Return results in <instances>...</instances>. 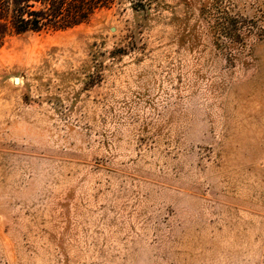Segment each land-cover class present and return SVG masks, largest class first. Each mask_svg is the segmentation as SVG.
Returning <instances> with one entry per match:
<instances>
[{"label":"rangeland","instance_id":"rangeland-1","mask_svg":"<svg viewBox=\"0 0 264 264\" xmlns=\"http://www.w3.org/2000/svg\"><path fill=\"white\" fill-rule=\"evenodd\" d=\"M0 264H264V0L8 36Z\"/></svg>","mask_w":264,"mask_h":264},{"label":"trees","instance_id":"trees-1","mask_svg":"<svg viewBox=\"0 0 264 264\" xmlns=\"http://www.w3.org/2000/svg\"><path fill=\"white\" fill-rule=\"evenodd\" d=\"M110 0H0V45L8 36L27 31L71 28L87 22ZM223 33L239 37L236 21L224 16Z\"/></svg>","mask_w":264,"mask_h":264},{"label":"water","instance_id":"water-1","mask_svg":"<svg viewBox=\"0 0 264 264\" xmlns=\"http://www.w3.org/2000/svg\"><path fill=\"white\" fill-rule=\"evenodd\" d=\"M16 81H17V79H16Z\"/></svg>","mask_w":264,"mask_h":264}]
</instances>
